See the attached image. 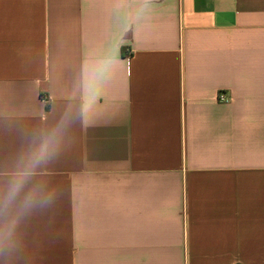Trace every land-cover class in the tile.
Masks as SVG:
<instances>
[{
  "label": "crops",
  "instance_id": "obj_1",
  "mask_svg": "<svg viewBox=\"0 0 264 264\" xmlns=\"http://www.w3.org/2000/svg\"><path fill=\"white\" fill-rule=\"evenodd\" d=\"M0 264H264V0H0Z\"/></svg>",
  "mask_w": 264,
  "mask_h": 264
},
{
  "label": "built area",
  "instance_id": "obj_2",
  "mask_svg": "<svg viewBox=\"0 0 264 264\" xmlns=\"http://www.w3.org/2000/svg\"><path fill=\"white\" fill-rule=\"evenodd\" d=\"M216 100L219 102H227L228 99L225 97L223 92H218L216 95Z\"/></svg>",
  "mask_w": 264,
  "mask_h": 264
}]
</instances>
